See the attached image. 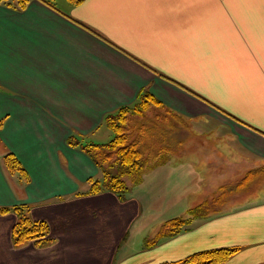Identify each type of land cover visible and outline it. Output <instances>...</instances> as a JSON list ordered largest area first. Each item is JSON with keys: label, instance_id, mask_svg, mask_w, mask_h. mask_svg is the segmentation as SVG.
I'll use <instances>...</instances> for the list:
<instances>
[{"label": "crops", "instance_id": "0c3cea01", "mask_svg": "<svg viewBox=\"0 0 264 264\" xmlns=\"http://www.w3.org/2000/svg\"><path fill=\"white\" fill-rule=\"evenodd\" d=\"M50 2L0 5V207L50 226L49 242L17 245L18 215L0 212V264H184L219 248H237L220 264H264V177L239 196L256 198L146 245L163 222L151 206L189 211L264 167V0ZM145 91L177 121L179 150L125 198L90 192L103 171L70 139L107 143L106 116Z\"/></svg>", "mask_w": 264, "mask_h": 264}, {"label": "trees", "instance_id": "16d2710c", "mask_svg": "<svg viewBox=\"0 0 264 264\" xmlns=\"http://www.w3.org/2000/svg\"><path fill=\"white\" fill-rule=\"evenodd\" d=\"M30 1L31 0H0V5L22 10L27 7ZM42 1L54 6L50 0ZM69 1L72 3H80L82 0ZM154 101L160 103V101H158L153 95H151L148 91H145L138 97L135 103L121 106L116 112L109 113L105 120L113 130L114 137L107 143L81 144L77 138L70 139L71 144L75 146L80 145V148L88 153L98 165V167H100L103 171L104 179L91 180L92 185L90 192L97 193L102 189H106L114 191L121 198H125L128 195L129 190L123 174L128 172L133 174L135 171H140L142 163L140 160V156L142 155L137 148L138 145L135 141H129V134L132 135L135 127L134 121L130 120L129 118L133 116L132 114L137 113V111H141L142 108L143 110L146 109L148 104ZM129 120L131 124L129 123ZM113 159H115V162L118 161L117 163L121 165L120 173L118 174H112L108 169L105 168V164ZM5 163L11 172H20L22 177H27L25 168L21 165L14 153L9 152L6 154ZM111 166L112 165L109 167ZM261 169H264V167L250 171L244 179H249ZM224 187L227 186L221 187L222 195L225 192ZM217 200L218 198L215 197L210 203H215ZM210 203L205 201L204 203L191 208L188 211L189 217H174L165 221L160 227L157 235L152 239H147L146 245L151 246L160 240L173 237L190 228L195 219H203L208 217V210H205L210 206ZM12 209L18 215L17 222L15 223L13 229L15 244L20 245L30 240H36V243H47L50 241V238L48 237L50 226L47 221L33 219L28 213V208L24 205L0 207V212H7ZM235 251H237V248H219L201 251L189 255L183 260V263L220 264L227 260Z\"/></svg>", "mask_w": 264, "mask_h": 264}, {"label": "rangeland", "instance_id": "374dc122", "mask_svg": "<svg viewBox=\"0 0 264 264\" xmlns=\"http://www.w3.org/2000/svg\"><path fill=\"white\" fill-rule=\"evenodd\" d=\"M53 1L56 3L58 8H62L63 4L67 3V0H53ZM155 101L149 103L146 109L144 110L141 107L142 108L141 111H137V113L132 114L133 116L129 118L130 120L134 121V125H135L132 135L129 134L130 137L129 141L136 142V144L138 145L137 148L139 149L142 155L140 156V160L142 162L141 170L135 171V173L133 174L130 172L123 174L128 190L130 192L139 191L140 188H137L139 184L138 183L139 180L142 178L140 180L142 181L145 178V182H148L150 180V177L153 176L154 172L150 171L152 166L153 165L162 166L163 164H167L170 155L177 152L180 148L178 137L181 134V130L175 132V124H174L177 121L174 119V116L167 109H165L164 105L162 106V104ZM115 159L105 164V168L108 169L112 174L120 173V169H121V165L117 163L118 161L115 162ZM110 165L112 166L109 167ZM260 171L261 172H257L254 175H252V177H250L249 179L246 180L244 179V181L242 180L241 183L239 182L240 184L238 186L235 185L230 186L227 184L223 185V186H227L224 187L225 192L223 195L221 193L222 192L221 188H219L217 193L212 195L210 200H207L210 203L215 197L218 198L217 202L212 204L210 203V206L206 208L205 211L208 210V216L222 213L228 208L232 207L235 203H237L235 204V206H238L239 201H246L251 198H256L257 196H251L252 193L245 195L246 199H240L239 196L244 195L243 193L240 194L243 190L246 189L249 190V186L247 187V184H245L246 182L247 183L250 181L255 182L258 179L261 180V178L264 177V169H261ZM139 177L141 178L139 179ZM101 179H104V174H102ZM259 182H257L253 186L252 190H254V192L258 189L260 184H262L263 186L262 188L264 189V179L260 183ZM146 190L148 191L149 188ZM236 190L238 193H235ZM184 196H186L185 198L190 197L189 200L192 201L197 195L192 193L190 194L189 192L187 193V195ZM202 196L206 198L207 196H211V195L202 194ZM233 199L234 200L236 199V201L231 202ZM163 206L164 205H161L159 207H163ZM150 208L152 213H155L156 216L160 217L158 219L159 222L161 220L163 221L160 224L161 226L164 224L165 221L174 217H189L186 205L178 206L175 204L173 207H171L170 205L169 207L167 208L164 207L163 209H153L152 206ZM150 238L151 237L147 239Z\"/></svg>", "mask_w": 264, "mask_h": 264}]
</instances>
